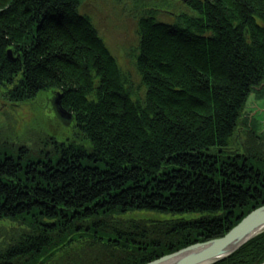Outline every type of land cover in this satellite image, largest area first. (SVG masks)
Wrapping results in <instances>:
<instances>
[{
    "label": "trees",
    "instance_id": "16d2710c",
    "mask_svg": "<svg viewBox=\"0 0 264 264\" xmlns=\"http://www.w3.org/2000/svg\"><path fill=\"white\" fill-rule=\"evenodd\" d=\"M130 1L142 96L83 0H0V89L59 92L85 141L39 151L50 138L0 128V264H147L264 205V134L244 117L264 95V0ZM262 262L264 233L217 264Z\"/></svg>",
    "mask_w": 264,
    "mask_h": 264
},
{
    "label": "rangeland",
    "instance_id": "374dc122",
    "mask_svg": "<svg viewBox=\"0 0 264 264\" xmlns=\"http://www.w3.org/2000/svg\"><path fill=\"white\" fill-rule=\"evenodd\" d=\"M132 6L133 4L130 0H83L81 5L82 13H80L86 14L91 18L106 47L115 57L121 69L130 76L135 94L138 93L142 96L144 89L140 84L139 76L134 67L133 56L138 48L139 37L136 33L137 14L132 12ZM5 90L7 89L4 87H2V90L0 89V128L6 126H14L16 128L15 132L10 129L3 134V136H9L8 140L17 142L15 145H18L21 141L14 139V135L20 136L19 140H23L24 145L29 147V149H34L43 137L47 136L50 138V142L44 143L45 141H43L45 145H39V151L51 152V148L57 147L55 143L60 142L69 143L70 141H75L82 145L85 144V141L76 136L77 128L74 127L73 123L65 125L52 112L49 101L52 98L50 94H39L30 101L11 102L5 95ZM256 91L264 92V83ZM263 98L264 95L262 96ZM263 107L264 100L259 101L252 94L244 107V117L248 118L249 121L253 120V118H250L251 108H253L255 120L258 123L264 122V112H261L264 109ZM258 128L259 133L264 134L261 124H258ZM244 130V128L237 130L233 148L239 147V142L243 139ZM10 134L12 135L10 136ZM180 217L188 218L186 215H170L154 211H136L133 213L134 219L168 220ZM6 226L5 222H0V227L6 228Z\"/></svg>",
    "mask_w": 264,
    "mask_h": 264
},
{
    "label": "water",
    "instance_id": "95a60500",
    "mask_svg": "<svg viewBox=\"0 0 264 264\" xmlns=\"http://www.w3.org/2000/svg\"><path fill=\"white\" fill-rule=\"evenodd\" d=\"M6 57L9 61H14L10 50L6 52ZM61 99L62 95L59 92L53 95L50 100L52 111L65 125H70L73 122V116L61 106ZM261 112H264V109ZM250 118L255 120L253 108H251ZM258 124H261L263 130L264 122ZM262 233H264V205L252 210L224 236L203 243H195L147 264H217Z\"/></svg>",
    "mask_w": 264,
    "mask_h": 264
}]
</instances>
